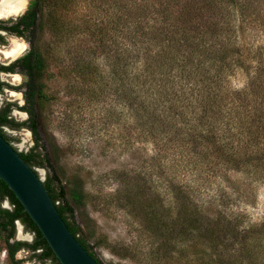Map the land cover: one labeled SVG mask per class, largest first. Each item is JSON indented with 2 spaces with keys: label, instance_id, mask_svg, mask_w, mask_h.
Segmentation results:
<instances>
[{
  "label": "trees",
  "instance_id": "1",
  "mask_svg": "<svg viewBox=\"0 0 264 264\" xmlns=\"http://www.w3.org/2000/svg\"><path fill=\"white\" fill-rule=\"evenodd\" d=\"M106 1L110 7L114 6L115 15L108 20L96 19L94 29L89 19L80 26L65 18L72 13L73 5H77L75 0H31L19 23L25 26L30 49L11 66L23 75L19 90L24 94V105L0 104V134L37 173V168L48 170L50 175L44 185L62 218L100 264L105 263L95 249L101 243L92 244L89 235L82 236L84 231L73 205L85 206L89 193L83 181L72 187L63 184L42 133L45 112L54 100L48 92V81L54 76H79L82 86L66 89L70 94L71 90H79L80 96L96 103L105 101V94L113 90L132 120L146 127L137 132L138 138L146 137L160 150L168 146L175 149L179 163L201 164L209 172L223 167V174L229 181L228 173H239L246 175L249 186L254 182L250 179L259 173L258 166L264 164V149L256 148L260 138H264V55L257 50L253 58L258 65L254 70L244 69L250 75L245 89L230 91L226 86L236 69L247 67L240 35L254 4L250 2L245 6L243 0H159L154 5L156 2L150 0ZM122 26L129 32L127 37L123 41L115 38L107 44L109 30H120ZM87 31L95 37V50L99 49L101 55L108 57L114 51L110 74L103 75L93 67L88 55L82 59V53L75 51V35ZM46 32L50 36L48 39L44 38ZM14 109L27 112L28 118L16 121L11 117ZM6 128L31 130L35 146L19 151L13 144L16 139ZM132 134L131 140H127L129 144L136 139L135 132ZM223 139L224 145L220 144ZM212 148L216 153L211 152ZM157 155L155 159L161 160L162 153ZM245 182L243 178L238 184L231 182L232 191L245 197ZM134 184L135 181L125 186L124 196L120 192L119 196L127 199L140 224L159 244L166 243L171 249L178 245L174 242L189 244L197 235L211 239L210 243H218L220 238L217 240L209 235L216 233L215 226L211 224L204 229L207 224L199 219L194 209H181L187 215L185 221V215H180L177 221L169 219L164 204L159 205L147 197L148 190L140 183L132 189ZM5 202L10 208L4 206ZM19 223L33 235L32 242L17 239ZM222 236L226 240L223 232ZM0 244L7 254V264L26 262V259L17 258L21 251L29 253L28 261L61 264L23 205L1 179ZM170 261L172 259L167 258V262Z\"/></svg>",
  "mask_w": 264,
  "mask_h": 264
},
{
  "label": "rangeland",
  "instance_id": "2",
  "mask_svg": "<svg viewBox=\"0 0 264 264\" xmlns=\"http://www.w3.org/2000/svg\"><path fill=\"white\" fill-rule=\"evenodd\" d=\"M75 1L77 5H73L72 13L65 15V18L77 25L81 26L89 19L90 26L96 29V19L108 20L111 15H115L114 6L110 7L111 4L106 0ZM150 1L156 2L154 5L159 0ZM243 1L245 6L250 2L254 4L251 15L243 22L240 35L247 55V67L236 69L228 79L226 86L230 91L245 89L250 75L244 69L254 70L258 65L253 58V54L258 53L257 50L264 55V0ZM89 33L91 32L87 31L75 35V51L82 53V59L88 55L93 67L103 75H108L113 66L114 51L108 57L104 56L106 54L101 55L99 49L95 50V37ZM128 34L124 26L120 30L110 29L106 43L111 44L115 38L123 41ZM49 37L46 32L44 38ZM13 41L12 44L9 42L6 50H1L3 55L13 47ZM84 49L88 50L84 52ZM64 51L66 53L65 48ZM3 55L0 53V61L9 63L10 60H6L7 57L4 55V58ZM56 72L57 69L54 70ZM3 79L14 85L21 84L4 75ZM48 85V92L53 95L54 100L47 107L46 121H42L41 130L63 184L72 187L74 183L83 181L85 191L89 193L85 206L73 205L77 221L84 231L82 236L89 235L92 244L95 241L101 243L95 250L105 264H264V164L258 166L259 173L250 179L254 182L249 186L246 175L243 174L228 173L229 181L223 174V167L209 172L201 164L186 161L179 163L176 161L175 149L168 146L160 150L145 136L142 140L138 138L137 132L144 131L146 127L138 126L132 120L123 101L117 100L118 96L113 94V90H108L105 94V101L96 103L80 96L79 90H71L70 94L66 89L72 86L79 89L82 86L79 76H54L48 81ZM5 100L16 102L18 106L24 105L23 93L12 96L8 91L1 98L2 102ZM13 115L20 122L28 118V115L18 109H14ZM234 115L237 114L233 113ZM135 126L137 128L134 130ZM6 132L16 139L13 144L19 151H28L35 146L33 134L28 129L16 131L6 128ZM134 132L136 139L129 144L127 140H131L130 133ZM225 143L223 139L220 144ZM185 148L189 150V147ZM256 148L260 151L264 149L263 136ZM215 151L212 148L211 152L216 153ZM158 153H162L161 160L155 159ZM36 170L45 182L50 175L48 170ZM241 178L246 179L245 197L232 191L231 182L238 184ZM133 181L135 184L132 189L137 188L140 183L148 190L147 197L159 205L164 204V212H167L169 219L177 221L180 215H185V221L187 215L181 209H194L199 219L207 224L204 229L210 228L211 224L215 226L216 233L209 235L217 240L220 238L218 243H210L211 239L209 241L204 236L198 238L197 235L189 244L174 242L178 245H173L171 249L166 243L159 244L157 238L140 224L127 204V199L119 196V192L124 196L125 186ZM4 206L10 208L7 202ZM222 232L227 236L226 240ZM17 239L32 242L34 237L24 227L20 230L18 224ZM170 251L172 253L167 254ZM29 256L28 252L21 251L17 258L26 259L23 264H42L28 261ZM166 257L172 261L167 262ZM0 264H7V254L1 244Z\"/></svg>",
  "mask_w": 264,
  "mask_h": 264
},
{
  "label": "water",
  "instance_id": "3",
  "mask_svg": "<svg viewBox=\"0 0 264 264\" xmlns=\"http://www.w3.org/2000/svg\"><path fill=\"white\" fill-rule=\"evenodd\" d=\"M0 179L23 205L61 264H100L72 234L40 175L1 134Z\"/></svg>",
  "mask_w": 264,
  "mask_h": 264
},
{
  "label": "flooded vegetation",
  "instance_id": "4",
  "mask_svg": "<svg viewBox=\"0 0 264 264\" xmlns=\"http://www.w3.org/2000/svg\"><path fill=\"white\" fill-rule=\"evenodd\" d=\"M30 2H31V0H29L28 5H27V8H26V10L22 14H20L18 16H14V17H9V18H0V49L2 51L6 50L7 47H9L8 46L9 45V42L12 44V41L13 40L22 41V43H24L25 46H26V49H25L24 53L22 55H20L19 57H17L16 59L6 58L1 53V55H3L4 58H6V60H10V62L9 63H4V62H1L0 61V84H1L0 104H3V103L4 104L5 103H12V102L6 101V100L3 101V102L1 101V98L8 91L12 94V96H14V95H16L18 93H20V94L23 93L22 91L19 90V87L23 83V75L21 73H19L16 69L11 68V66L19 58H21L24 54H26V52L30 49V45L31 44H30L27 36L24 33L25 26L24 25L19 26V23L24 19V16L27 13V10L29 8ZM3 75L4 76H7L9 78H12L14 81H16L18 83L21 82V84L20 85H14V84H12L9 81L4 80L3 79ZM15 78L20 79V80H16ZM23 98H24V94H23ZM13 111L14 110H12V112H11V117L12 118H14ZM19 111H21V110H19ZM21 112H23V111H21ZM24 113L26 115H28L27 112H24Z\"/></svg>",
  "mask_w": 264,
  "mask_h": 264
},
{
  "label": "bare ground",
  "instance_id": "5",
  "mask_svg": "<svg viewBox=\"0 0 264 264\" xmlns=\"http://www.w3.org/2000/svg\"><path fill=\"white\" fill-rule=\"evenodd\" d=\"M29 0H1L0 3V18H9L18 16L23 13L28 5ZM14 42V41H13ZM26 46L17 41L14 42L13 47L4 52L7 58L16 59L24 53ZM0 53H2L0 49Z\"/></svg>",
  "mask_w": 264,
  "mask_h": 264
}]
</instances>
